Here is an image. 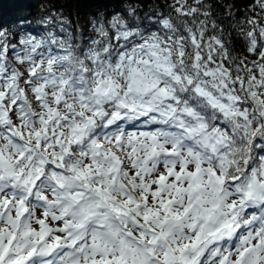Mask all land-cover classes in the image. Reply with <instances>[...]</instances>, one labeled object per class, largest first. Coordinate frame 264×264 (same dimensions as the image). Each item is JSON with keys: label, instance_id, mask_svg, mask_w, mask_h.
Returning a JSON list of instances; mask_svg holds the SVG:
<instances>
[{"label": "snow or ice", "instance_id": "obj_1", "mask_svg": "<svg viewBox=\"0 0 264 264\" xmlns=\"http://www.w3.org/2000/svg\"><path fill=\"white\" fill-rule=\"evenodd\" d=\"M0 264H264V0L0 26Z\"/></svg>", "mask_w": 264, "mask_h": 264}, {"label": "trees", "instance_id": "obj_2", "mask_svg": "<svg viewBox=\"0 0 264 264\" xmlns=\"http://www.w3.org/2000/svg\"><path fill=\"white\" fill-rule=\"evenodd\" d=\"M148 9L152 4L170 0H140ZM244 4L247 0H235ZM123 0H0V26H13L23 30L38 27L39 20L45 15H59L71 22L73 30L79 26L89 34L90 20L97 12L119 9ZM55 18V17H54Z\"/></svg>", "mask_w": 264, "mask_h": 264}]
</instances>
